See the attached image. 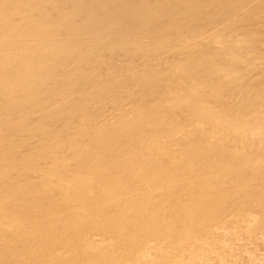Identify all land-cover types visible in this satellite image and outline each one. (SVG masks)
I'll list each match as a JSON object with an SVG mask.
<instances>
[{
  "label": "bare ground",
  "instance_id": "6f19581e",
  "mask_svg": "<svg viewBox=\"0 0 264 264\" xmlns=\"http://www.w3.org/2000/svg\"><path fill=\"white\" fill-rule=\"evenodd\" d=\"M0 264H264V0H0Z\"/></svg>",
  "mask_w": 264,
  "mask_h": 264
}]
</instances>
